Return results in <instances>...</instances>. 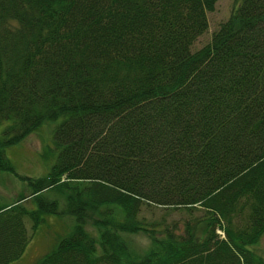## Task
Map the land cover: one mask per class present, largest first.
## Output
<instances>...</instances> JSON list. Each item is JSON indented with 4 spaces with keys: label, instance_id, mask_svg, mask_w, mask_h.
Returning a JSON list of instances; mask_svg holds the SVG:
<instances>
[{
    "label": "trees",
    "instance_id": "1",
    "mask_svg": "<svg viewBox=\"0 0 264 264\" xmlns=\"http://www.w3.org/2000/svg\"><path fill=\"white\" fill-rule=\"evenodd\" d=\"M218 1L0 0V168L57 124L47 175L0 200V264L51 216L72 228L37 264H264V0L194 51Z\"/></svg>",
    "mask_w": 264,
    "mask_h": 264
},
{
    "label": "rangeland",
    "instance_id": "2",
    "mask_svg": "<svg viewBox=\"0 0 264 264\" xmlns=\"http://www.w3.org/2000/svg\"><path fill=\"white\" fill-rule=\"evenodd\" d=\"M237 8L235 0H220L216 4L215 10L208 15L209 29L201 36L193 47L197 51L211 42L213 34L217 32L221 25L226 23L233 11ZM56 123L46 122L35 133L29 135L17 146L9 148L6 156L14 167V172L3 171L0 168V200L3 202H13L19 198L21 193L29 194L26 186L27 179H39L47 175L53 162L54 155L51 154L53 148L54 129ZM7 164V163H6ZM25 179V180H23ZM30 198L24 200L27 207H31ZM142 215L147 220H163L170 224L177 223L181 228L187 219V213L183 211L169 212L161 208L150 209L143 207ZM28 229L30 244L24 255L11 264H37L55 246L60 238L65 237L72 228V221L69 217L61 219L51 216L46 218V223L42 224L36 231L32 228L29 218L25 219ZM222 234V232H220ZM139 247L146 246L149 241L143 235L133 238ZM255 254L264 259V236L257 246L251 248Z\"/></svg>",
    "mask_w": 264,
    "mask_h": 264
}]
</instances>
